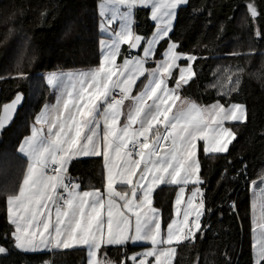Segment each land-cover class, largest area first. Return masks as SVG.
I'll use <instances>...</instances> for the list:
<instances>
[{"label": "snow or ice", "instance_id": "1", "mask_svg": "<svg viewBox=\"0 0 264 264\" xmlns=\"http://www.w3.org/2000/svg\"><path fill=\"white\" fill-rule=\"evenodd\" d=\"M186 6L187 0H100L99 30L106 38L99 42V66L45 75L47 84L56 89V103L41 107L30 135L17 148L26 170L18 192L6 195L11 230L2 238L0 255L14 249L22 257L39 256L79 245L86 249L87 264H175L182 242L207 235L211 226L202 216L212 210L202 188L198 141H203L205 154L229 150L236 137L224 121L245 123L246 105L221 100L238 91L244 69L238 66L227 83L218 79L211 85L218 87V99L211 105L181 99V90L196 75L193 62L199 59L171 38L179 8ZM147 9L154 24L150 35L139 32L135 23L137 13ZM247 10L255 21V3H249ZM255 37L264 39V29L257 30ZM157 54L162 58L155 59ZM118 56H123L120 64ZM150 62L155 67H146ZM17 76L27 78L23 72ZM140 77L146 82L141 81L142 91L132 95L133 86L140 87ZM178 99L181 104L173 111ZM126 100L131 104L125 105ZM23 106L21 91L0 103V130L15 122ZM91 157L103 158V191L98 187L81 190L82 183L72 175L74 163ZM241 174L246 178V165L237 175ZM260 183L264 185V179ZM116 184L128 185L131 196L128 190L117 191ZM161 184L179 188L174 218L166 229L153 206L154 189ZM189 184L193 188L185 201ZM259 197L261 214L252 218L253 264H264V187ZM230 207L235 210L234 204ZM138 242L150 247L141 245L143 251L130 256L127 249ZM113 246L114 256L109 252ZM225 264H231L230 259Z\"/></svg>", "mask_w": 264, "mask_h": 264}, {"label": "trees", "instance_id": "2", "mask_svg": "<svg viewBox=\"0 0 264 264\" xmlns=\"http://www.w3.org/2000/svg\"><path fill=\"white\" fill-rule=\"evenodd\" d=\"M98 1L0 0V103L10 100L16 91L25 97L15 122L0 131V243H5L2 238L11 230L6 220V195L18 191L26 166L17 148L49 95L44 73L91 68L99 63ZM249 3L258 9L255 21L248 13ZM135 23L139 32L147 35L154 27L148 9L137 13ZM261 29L264 0H187V6L179 8L171 38L184 52L199 58L193 62L196 75L181 95L199 104H211L218 99V87L211 85L218 79L227 83L236 68L242 67L238 91L221 102L246 105L247 120L231 123L236 138L227 152L205 154L199 150L202 188L207 208L212 210L202 219L211 228L202 238L182 242L175 264H196L197 260L199 264H225L228 259L231 264H252L250 185L264 168V39L255 37ZM251 48L256 51L250 53ZM232 52L240 55H228ZM19 72L27 78H19ZM245 165L246 178L237 175L243 173ZM72 175L82 183V189L102 190L101 157L74 163ZM174 192L170 185L153 193L163 224L171 218ZM233 204L235 210L230 207ZM7 246L11 248L10 243ZM138 249L133 245L127 252ZM109 252L114 256L115 247H109ZM45 260L86 264V250L74 247L22 257L13 249L9 255H0V264H42Z\"/></svg>", "mask_w": 264, "mask_h": 264}, {"label": "crops", "instance_id": "3", "mask_svg": "<svg viewBox=\"0 0 264 264\" xmlns=\"http://www.w3.org/2000/svg\"><path fill=\"white\" fill-rule=\"evenodd\" d=\"M99 2H100V0L98 1V4H99ZM98 17H99V9H98ZM148 17H150V9H148ZM100 17H99V21H98V31H99V34H100V38H99V41H98V46H99V55H100V52H101V50H100V40L101 39H105L106 38V36L105 35H103V34H101V32H100V30H99V23H100ZM150 19V18H149ZM151 21V20H150ZM152 22V21H151ZM152 24H153V22H152ZM153 26H154V24H153ZM154 28V27H153ZM153 31V30H152ZM151 31V32H152ZM151 32H150V34H151ZM149 34V35H150ZM166 46V45H165ZM122 50H124V51H126L127 50V46L126 45H122ZM141 51V50H140ZM142 52V51H141ZM162 58V56H160V58H158V59H161ZM99 61H100V57H99ZM122 61H123V56H118V58H117V61H116V63L117 64H120V63H122ZM99 66V63H98V65L97 66H95V67H98ZM146 67H155V64L154 63H149L148 65H146ZM91 68H94V67H91ZM88 69H90V68H84V69H71V70H56V71H47V72H45L44 73V76H43V78H44V81H45V83H46V85L48 86V88H49V95H48V98H47V100H46V102L42 105V106H44L45 104H55L56 103V89H55V87L54 86H49L48 84H47V82H46V80H45V75L47 74V73H51V72H57V71H63V72H79V71H86V70H88ZM174 71H176L177 73H178V70H174ZM141 81H144V82H146V78L145 77H140V78H138V81H137V84H140V87H135V89H134V86H133V92H132V95H136V94H138L140 91H142V84H141ZM174 83H175V81L173 80L172 81V83L169 85L170 87L171 86H173L174 85ZM69 87H70V85H69ZM180 96H181V99L184 97V96H182L181 95V93H180ZM181 99H178L177 100V102H176V104H174L172 107H173V111H175L176 110V108H177V106L178 105H180L181 104ZM129 104H131V101L130 100H126L125 101V105H129ZM197 104H199V103H197ZM212 104V103H211ZM210 103L209 104H200V105H204V106H208V105H211ZM41 106V107H42ZM41 109V108H40ZM40 109H39V111H40ZM38 111V112H39ZM37 112V113H38ZM36 115V114H35ZM35 117V116H34ZM124 117L122 116V119H123ZM33 121H34V119H33ZM236 122H238V121H236ZM231 123H234L233 121H224V126L225 127H228V128H230L232 131H233V129H232V127H231ZM103 127V124L101 123V128ZM133 127H136L135 125L133 126ZM27 135H30V129H29V133L27 134ZM23 139V138H22ZM167 143V142H166ZM202 145H203V141H198V153H199V150H201V151H203V148H202ZM19 146V145H18ZM18 153V152H17ZM19 154V153H18ZM21 157H22V154H19ZM91 158H94V157H91ZM101 159H102V165H103V158L101 157ZM26 170V166H25V168H24V171ZM23 171V172H24ZM140 171V169H137V172H139ZM22 179H23V175H22ZM22 179H21V182H22ZM137 179V176H134L133 177V180L135 181ZM262 179H264V168L261 170V172L258 174V176L253 180V181H255L256 183L255 184H253V181L251 182V185H250V208H251V222H252V218H253V216L255 215V217L256 218H259V216H260V214H261V200H260V197H259V191H260V188L261 187H264V185H261V183H260V181L262 180ZM103 180H104V171H103ZM20 182V183H21ZM77 182V181H76ZM160 186H170V185H166V184H161V185H158L155 189H157L158 187H160ZM171 186H174L175 187V192H174V196H173V199H172V208H171V210H172V214H171V218H170V220L172 219V218H174V215H173V213H174V209H173V205H174V202H175V200H176V196H177V192L179 191V188L176 186V185H171ZM117 191H125V190H128V195L129 196H131V191H130V189H129V186L128 185H119V184H116V185H114L113 186ZM192 188H193V185H191V184H189L187 187H185V192H184V200L186 201V199H187V197L189 196V195H191V190H192ZM155 189H154V191H155ZM81 190H90V189H81ZM102 191H103V189H102ZM18 192V191H17ZM154 193V192H153ZM194 203H198V200L197 201H194ZM253 204H255V207H253ZM153 206L155 207V208H157L159 211H160V209L156 206V205H154V203H153ZM182 206H184V207H186V204H183L182 203ZM160 214H161V211H160ZM161 219H162V215H161ZM170 220L168 221V222H170ZM168 222H166L165 224H163V222H162V228H165L166 229V225H167V223ZM251 240H252V244H253V234H252V230H251ZM141 245H144V246H147V247H150V244H146L145 242H138L137 244H134V246H138L139 247V249L137 250V251H135V252H132V253H129V255L131 256V255H133V254H135V253H139V252H142L143 251V247L141 246ZM175 246V245H174ZM74 247H83V246H79V245H77V246H74ZM73 247V248H74ZM86 250V249H85ZM252 255H253V253H252ZM105 257L103 256L102 257V255L100 256V259H104ZM86 264H87V258H86ZM131 264H132V262H131ZM252 264H253V260H252Z\"/></svg>", "mask_w": 264, "mask_h": 264}, {"label": "water", "instance_id": "4", "mask_svg": "<svg viewBox=\"0 0 264 264\" xmlns=\"http://www.w3.org/2000/svg\"><path fill=\"white\" fill-rule=\"evenodd\" d=\"M136 51H137V50H133V54H136ZM139 51H140V50H139ZM13 96H14V95H13ZM13 96H12V97H13ZM24 99H25V97H24ZM11 124H12V123H11ZM0 131H2V130H0Z\"/></svg>", "mask_w": 264, "mask_h": 264}, {"label": "rangeland", "instance_id": "5", "mask_svg": "<svg viewBox=\"0 0 264 264\" xmlns=\"http://www.w3.org/2000/svg\"><path fill=\"white\" fill-rule=\"evenodd\" d=\"M142 51V50H141ZM133 55H135V54H133ZM102 255V257L104 256V254H101ZM149 259H153L154 260V258H149Z\"/></svg>", "mask_w": 264, "mask_h": 264}, {"label": "built area", "instance_id": "6", "mask_svg": "<svg viewBox=\"0 0 264 264\" xmlns=\"http://www.w3.org/2000/svg\"><path fill=\"white\" fill-rule=\"evenodd\" d=\"M166 143V142H165ZM190 219H191V217H190Z\"/></svg>", "mask_w": 264, "mask_h": 264}]
</instances>
